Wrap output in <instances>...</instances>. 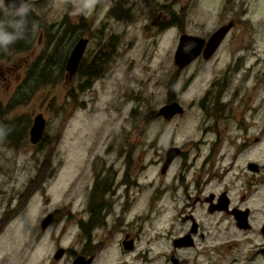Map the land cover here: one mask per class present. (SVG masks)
Returning <instances> with one entry per match:
<instances>
[{
    "label": "rangeland",
    "instance_id": "1",
    "mask_svg": "<svg viewBox=\"0 0 264 264\" xmlns=\"http://www.w3.org/2000/svg\"><path fill=\"white\" fill-rule=\"evenodd\" d=\"M192 2L28 1L18 44H9L7 51L0 47V106L9 109L0 120L6 134L0 137V220L13 211L17 217L0 228V264H49L65 223L70 225L60 245L76 248L77 219L65 209L73 199L72 212L79 210L77 197L92 173L129 171L146 179L125 227L112 235L117 241L125 233L139 241L171 230L163 222L177 213L167 198L160 201L161 159L171 147L189 152L208 137L206 127L220 121L198 104L212 83L224 78L231 52L228 40L191 84L199 65L178 74L174 56L180 37L207 36L219 20L232 19L231 12L264 16V0H197L194 10ZM81 38L89 39L81 65L104 61L102 74L89 84L80 71L67 78L70 54ZM174 96L184 114L171 121L158 117ZM38 114L44 115L46 128L43 141L33 145L29 132ZM55 210H62L64 219L42 230ZM93 235L108 237L109 227ZM111 249L117 251L116 245Z\"/></svg>",
    "mask_w": 264,
    "mask_h": 264
},
{
    "label": "flooded vegetation",
    "instance_id": "2",
    "mask_svg": "<svg viewBox=\"0 0 264 264\" xmlns=\"http://www.w3.org/2000/svg\"><path fill=\"white\" fill-rule=\"evenodd\" d=\"M196 7L193 0L191 9ZM231 14L209 35H190L205 40L204 51L215 33L228 29L208 60L201 53L186 67L199 65L191 84L228 40L231 52L224 78L212 83L198 104L220 121L206 127L208 137L193 143L189 152L173 147L178 155L166 170V158L161 159L160 201L167 198L177 213L163 222L171 230L139 241L125 233L117 241L112 235L125 227L146 179L129 171L92 173L77 197L79 210L72 212L73 199L65 209L77 219L76 248L60 245L70 225L65 223L49 264H264V16L246 18L244 10ZM236 30L239 34L232 36ZM241 52L245 56L239 57ZM171 101L177 102L175 96ZM61 211L50 213L51 224L64 219ZM100 227H109L110 236H94ZM114 244L117 251L111 249Z\"/></svg>",
    "mask_w": 264,
    "mask_h": 264
},
{
    "label": "water",
    "instance_id": "3",
    "mask_svg": "<svg viewBox=\"0 0 264 264\" xmlns=\"http://www.w3.org/2000/svg\"><path fill=\"white\" fill-rule=\"evenodd\" d=\"M28 1L29 0H16V5L18 7L20 4H27ZM227 32L228 29L223 28L215 33L210 39L204 51V39L190 36L188 34L182 35L180 37L178 47L174 56L175 65L179 69L178 71L184 70L189 65V63H191L193 59H196L199 55H201V53H203L204 59L208 60L214 54ZM88 44V38H81L75 44L66 66L67 78L69 81L73 80L74 76L78 73ZM183 113L184 108L181 106V104L178 102H173L163 106L158 111L157 116L163 117L166 121H171L176 115ZM45 128L46 119L44 118L43 114H38L34 118L33 125L29 132L30 142L33 145L38 144L43 139ZM177 151V148H170L167 151L164 170L169 167L172 160L178 155ZM52 220L53 215L49 214L41 224L42 230H45L51 224ZM61 256L62 251L57 254L56 258L58 259Z\"/></svg>",
    "mask_w": 264,
    "mask_h": 264
},
{
    "label": "clouds",
    "instance_id": "4",
    "mask_svg": "<svg viewBox=\"0 0 264 264\" xmlns=\"http://www.w3.org/2000/svg\"><path fill=\"white\" fill-rule=\"evenodd\" d=\"M95 3L96 0H88L89 6ZM0 8L4 9L5 15V19L0 20V47L7 51V46L23 35L26 27L24 18L28 13V6L20 4L17 7L16 0H0Z\"/></svg>",
    "mask_w": 264,
    "mask_h": 264
},
{
    "label": "trees",
    "instance_id": "5",
    "mask_svg": "<svg viewBox=\"0 0 264 264\" xmlns=\"http://www.w3.org/2000/svg\"><path fill=\"white\" fill-rule=\"evenodd\" d=\"M9 31H12V29H8ZM11 44H18V39L15 40L13 43ZM103 60L101 58H98L97 60L93 61L91 65L89 66H84L81 65L80 66V72L85 75L87 77V84L90 83V81H92L93 79H97L98 77H100V75L102 74V64H103ZM82 64V63H81ZM9 109L3 108L2 106H0V120H2V118L8 113ZM2 124L0 123V126ZM2 131H0V137L2 135L6 136V134H3V127L0 129ZM43 141V140H42ZM41 169V167H39V170ZM45 173V172H42ZM39 185H36L33 189V192H36L38 190ZM33 194H29L28 196L30 197ZM25 196V194L23 195ZM23 199H20L19 201L21 202ZM14 213H12L11 215H7L8 213H6L5 215H7V217H5L4 219L0 220V228L1 227H5L7 226V224L12 221L15 217H16V211H13ZM11 213V212H10Z\"/></svg>",
    "mask_w": 264,
    "mask_h": 264
}]
</instances>
